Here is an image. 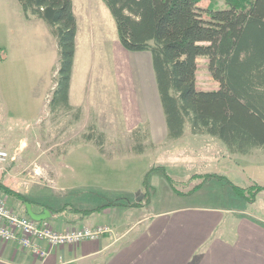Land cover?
Segmentation results:
<instances>
[{
	"label": "rangeland",
	"instance_id": "obj_1",
	"mask_svg": "<svg viewBox=\"0 0 264 264\" xmlns=\"http://www.w3.org/2000/svg\"><path fill=\"white\" fill-rule=\"evenodd\" d=\"M72 2L78 26L72 89L83 105L73 111L67 109L65 117L61 116L63 111L60 117H48L42 106L36 117H16V108L19 110L33 100L44 101V91L39 98L32 99L28 76L25 80H14L13 85H18L9 92L2 91L3 102L7 99L15 109L14 116H9L6 105L0 104V147L8 152L6 161L0 165L3 185L29 199L42 201V196L50 191L55 198L62 195L63 189H58L66 178L71 186H67L70 191L63 198H73L72 202L78 205L75 202L76 192L81 189L78 184L90 182L96 197L89 203L91 206L114 200L140 202L138 206H128L135 208H113V220L123 225L141 211L197 206L213 195H236L223 181L211 175L204 180L192 178L194 173L222 174L242 186L254 181L264 185V148H254L246 154L231 153L220 139L205 133H192L188 123L181 137L168 138L149 52H133L122 47L114 19L102 0ZM208 2L200 0L194 15L203 24L218 26L221 20L204 12ZM219 4L223 5L222 0ZM207 45L199 42L200 48ZM55 59L43 65L48 69L41 70H46L42 75V89L54 83L57 57ZM196 87L203 90L218 87L203 56L197 57ZM69 113H80L81 117H69ZM138 143L140 151L136 150ZM77 145L82 147V158L75 155ZM152 166L160 168L154 167L147 178L150 199L148 204H143V175ZM162 167L178 191L186 192L199 182L201 186L193 193H177L165 179ZM3 197L9 208L23 214L21 206L18 212L12 202L14 199L20 203L18 199ZM240 199L238 197L237 204L264 215V190L253 202ZM182 214L176 212L171 217ZM92 215L104 219L96 213ZM43 220L48 223L47 219ZM135 230L127 237L136 233ZM42 243L46 247V243L40 241Z\"/></svg>",
	"mask_w": 264,
	"mask_h": 264
},
{
	"label": "trees",
	"instance_id": "obj_2",
	"mask_svg": "<svg viewBox=\"0 0 264 264\" xmlns=\"http://www.w3.org/2000/svg\"><path fill=\"white\" fill-rule=\"evenodd\" d=\"M26 19H41L54 37L57 66L48 105L51 112L70 109L68 90L75 51L76 17L72 0H17ZM112 15L118 40L129 51H148L154 82L164 116L168 138L183 135L185 123L192 133L220 139L229 152L246 154L264 148V0H209L204 12L221 20L218 26L199 22L194 15L200 0H102ZM199 42H206L200 48ZM207 59L210 75L218 87H196L197 57ZM138 128L134 130L137 134ZM91 135H87L90 137ZM136 150H141L138 143ZM143 175V204L150 199L149 174ZM159 169L160 167H155ZM172 189L180 194L172 178L161 168ZM213 176L241 199L253 202L264 185L232 183L225 175L192 174V178ZM0 195L13 196L21 204L32 202L23 193L0 182ZM108 201L90 210L118 204Z\"/></svg>",
	"mask_w": 264,
	"mask_h": 264
},
{
	"label": "crops",
	"instance_id": "obj_3",
	"mask_svg": "<svg viewBox=\"0 0 264 264\" xmlns=\"http://www.w3.org/2000/svg\"><path fill=\"white\" fill-rule=\"evenodd\" d=\"M77 31L78 26L76 34ZM50 34L41 19L24 17L17 0H0V104L6 105L9 116H14L15 109L7 99L3 102L1 93L16 87L18 84L13 85L14 80H25L28 76L30 97L39 98L44 91L45 100L40 103L33 100L19 110L16 108L15 116L36 117L42 106L48 117H60L62 111L61 116L65 117L67 109L59 108L53 113L49 109L54 83L46 84L42 89V75L48 69L43 65L57 57L56 42ZM43 69L46 70L42 72ZM72 76L73 65L68 90L71 108L68 111L83 105L72 89ZM68 116L81 117L80 113H69ZM74 150H77L75 155L81 157L82 147L77 145ZM93 150L97 152V149ZM63 182L58 189H63L62 195L55 198L50 191L46 193L49 195L42 196V201L31 199L32 209L46 208L49 225L58 231L95 225H107L110 231L95 239L53 246L43 257L32 255L17 241L0 239V264H264V215L237 204V195H213L197 206L141 211L123 225L113 220V208L135 207L105 206L92 211L90 209L96 207L89 204L96 199L92 183L78 184L81 189L76 192L78 205H75L73 198H63L70 191L67 186H71L66 178ZM12 202L20 212V203L14 199ZM175 210L184 214L171 217L176 214ZM93 213L104 219L94 217ZM135 228L136 233L127 237Z\"/></svg>",
	"mask_w": 264,
	"mask_h": 264
},
{
	"label": "built area",
	"instance_id": "obj_4",
	"mask_svg": "<svg viewBox=\"0 0 264 264\" xmlns=\"http://www.w3.org/2000/svg\"><path fill=\"white\" fill-rule=\"evenodd\" d=\"M8 152L0 147V165L6 161ZM110 231L107 225L74 227L64 231L54 230L45 220L36 221L27 214H18L0 195V239L17 241L35 255L43 257L53 246L75 244L85 239H95ZM46 243V247L40 244Z\"/></svg>",
	"mask_w": 264,
	"mask_h": 264
},
{
	"label": "water",
	"instance_id": "obj_5",
	"mask_svg": "<svg viewBox=\"0 0 264 264\" xmlns=\"http://www.w3.org/2000/svg\"><path fill=\"white\" fill-rule=\"evenodd\" d=\"M25 213L33 220L40 221L46 219L49 216V211L46 208H42L40 211H34L31 203L25 201L23 203Z\"/></svg>",
	"mask_w": 264,
	"mask_h": 264
}]
</instances>
